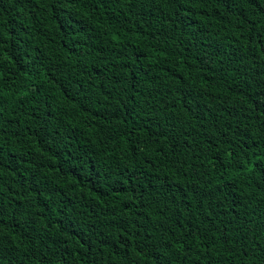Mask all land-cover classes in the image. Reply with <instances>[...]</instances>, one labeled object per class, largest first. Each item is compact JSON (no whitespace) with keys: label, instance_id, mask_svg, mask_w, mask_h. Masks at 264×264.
I'll return each instance as SVG.
<instances>
[{"label":"trees","instance_id":"obj_1","mask_svg":"<svg viewBox=\"0 0 264 264\" xmlns=\"http://www.w3.org/2000/svg\"><path fill=\"white\" fill-rule=\"evenodd\" d=\"M0 264H264V0H0Z\"/></svg>","mask_w":264,"mask_h":264}]
</instances>
